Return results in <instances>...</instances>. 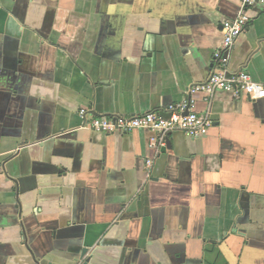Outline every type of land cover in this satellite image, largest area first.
<instances>
[{
	"label": "crops",
	"instance_id": "obj_1",
	"mask_svg": "<svg viewBox=\"0 0 264 264\" xmlns=\"http://www.w3.org/2000/svg\"><path fill=\"white\" fill-rule=\"evenodd\" d=\"M243 2L0 0V264H264V99L198 95L209 131L157 149L79 117L186 100ZM247 14L227 73L264 85V4Z\"/></svg>",
	"mask_w": 264,
	"mask_h": 264
},
{
	"label": "built area",
	"instance_id": "obj_2",
	"mask_svg": "<svg viewBox=\"0 0 264 264\" xmlns=\"http://www.w3.org/2000/svg\"><path fill=\"white\" fill-rule=\"evenodd\" d=\"M256 3L264 4V0H244L243 14L236 19L224 22L223 42L214 54L219 70L214 72L206 82L193 86L186 100L169 106L164 112H150L135 117L92 114L83 108L79 111V117L84 121L83 128L108 135H127L137 130H147L157 134V139L151 142V148L157 149L165 147L169 135L175 132H182L190 138H196L209 131L212 127L209 116L194 111V98L198 95H204L209 101L219 92L232 94L236 99L246 97L254 102L263 100L264 85L255 82L246 72L231 75L227 73L229 54L238 39L250 28L252 18L247 11ZM89 115H91L90 118ZM152 165L153 161L148 160L149 169Z\"/></svg>",
	"mask_w": 264,
	"mask_h": 264
}]
</instances>
